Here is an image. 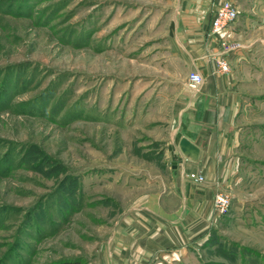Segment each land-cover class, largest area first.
<instances>
[{
  "label": "rangeland",
  "instance_id": "374dc122",
  "mask_svg": "<svg viewBox=\"0 0 264 264\" xmlns=\"http://www.w3.org/2000/svg\"><path fill=\"white\" fill-rule=\"evenodd\" d=\"M230 1L235 35L215 61L241 93L239 165L189 264H264V0ZM178 4L0 0V264H106L122 217L164 202L192 71Z\"/></svg>",
  "mask_w": 264,
  "mask_h": 264
},
{
  "label": "crops",
  "instance_id": "0c3cea01",
  "mask_svg": "<svg viewBox=\"0 0 264 264\" xmlns=\"http://www.w3.org/2000/svg\"><path fill=\"white\" fill-rule=\"evenodd\" d=\"M222 1L179 0L172 20L175 43L203 82L197 91L184 84L176 94L172 178L164 202L153 199L136 217H122L105 252L106 264H189L188 245L205 237L209 224L218 217L212 199L237 172L241 127L235 120L241 93L233 73L216 72L217 50L221 41L228 42L235 35L236 27L234 22L219 34L211 33L210 11ZM182 136L198 147L197 161L182 156L178 148ZM190 171L202 172L205 181L186 179L184 173Z\"/></svg>",
  "mask_w": 264,
  "mask_h": 264
},
{
  "label": "built area",
  "instance_id": "2783aa9c",
  "mask_svg": "<svg viewBox=\"0 0 264 264\" xmlns=\"http://www.w3.org/2000/svg\"><path fill=\"white\" fill-rule=\"evenodd\" d=\"M238 16L236 7L232 4L230 0H223L220 4L214 7L211 15V33L219 34L229 26H231ZM225 42L221 41V45ZM218 66L222 72H227L229 70L228 62L223 59H218ZM203 82V76L200 72L192 70L187 76V86L197 91ZM187 179L194 183H202L205 181V175L200 171H190L185 173ZM229 202L228 195L222 192H217L213 198V208L217 212H222L226 209Z\"/></svg>",
  "mask_w": 264,
  "mask_h": 264
},
{
  "label": "water",
  "instance_id": "95a60500",
  "mask_svg": "<svg viewBox=\"0 0 264 264\" xmlns=\"http://www.w3.org/2000/svg\"><path fill=\"white\" fill-rule=\"evenodd\" d=\"M178 148L182 156L190 161H197L199 149L186 137H181L178 141Z\"/></svg>",
  "mask_w": 264,
  "mask_h": 264
},
{
  "label": "trees",
  "instance_id": "16d2710c",
  "mask_svg": "<svg viewBox=\"0 0 264 264\" xmlns=\"http://www.w3.org/2000/svg\"><path fill=\"white\" fill-rule=\"evenodd\" d=\"M61 264H77V262H63Z\"/></svg>",
  "mask_w": 264,
  "mask_h": 264
}]
</instances>
